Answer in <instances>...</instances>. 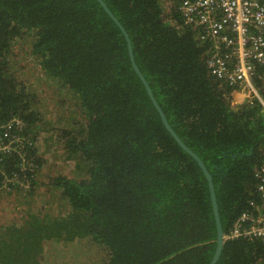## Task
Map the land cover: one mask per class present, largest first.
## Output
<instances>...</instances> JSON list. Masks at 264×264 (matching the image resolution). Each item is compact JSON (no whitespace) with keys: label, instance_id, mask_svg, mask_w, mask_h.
Returning a JSON list of instances; mask_svg holds the SVG:
<instances>
[{"label":"trees","instance_id":"1","mask_svg":"<svg viewBox=\"0 0 264 264\" xmlns=\"http://www.w3.org/2000/svg\"><path fill=\"white\" fill-rule=\"evenodd\" d=\"M103 1L127 32L168 123L212 175L227 235L258 199L263 105L253 94L232 104L236 88L209 73L211 41L202 37V27L186 22L182 0H168L167 10L163 0ZM24 37L31 38L30 54L41 73L66 90L82 113L77 129L62 128L55 138L81 171L47 183L38 179L45 160L35 141L49 129L41 124L38 94L13 71V48ZM257 73L255 88L264 98L263 69ZM7 125L28 140L20 152H0V170L17 175L12 188L28 208L9 229L13 242L0 248V264L10 263L5 255L15 264H41L43 243L56 239L55 227L65 243L88 239L96 245L105 253L103 264L210 263L217 231L207 179L164 127L131 65L122 31L97 0H0L4 142ZM46 184V202L59 199L64 213L31 207V197ZM216 264H264V243L225 238Z\"/></svg>","mask_w":264,"mask_h":264},{"label":"built area","instance_id":"2","mask_svg":"<svg viewBox=\"0 0 264 264\" xmlns=\"http://www.w3.org/2000/svg\"><path fill=\"white\" fill-rule=\"evenodd\" d=\"M182 9L186 22L202 27V37L211 41L212 50L206 61L209 73L235 87L232 94L245 95L246 99L253 94L264 107L254 84L257 67L263 69L264 81V1L182 0ZM14 122L20 125V121ZM10 125L3 127L6 142L0 137V152H20L28 140L11 132ZM0 175V190L11 191L18 182L17 175L8 176L4 170H0ZM255 177L258 199L249 202L251 209L242 213L224 238H249L264 243V164L255 171Z\"/></svg>","mask_w":264,"mask_h":264},{"label":"rangeland","instance_id":"3","mask_svg":"<svg viewBox=\"0 0 264 264\" xmlns=\"http://www.w3.org/2000/svg\"><path fill=\"white\" fill-rule=\"evenodd\" d=\"M163 4L167 10L169 6L168 0H163ZM31 38L24 37L19 40L13 48V71L20 81L26 85H30L32 91L38 94L40 104L38 109L42 121L45 122L48 132L41 131L36 138L35 143L39 145L38 154L43 156L45 163L38 173V179L41 183H47L53 176L67 175L73 176L74 168L80 172L71 160L66 159L63 141L56 143V134L61 133L62 128H78L82 123V113L71 95L62 89L55 82L45 77L39 70V66L35 63L34 58L30 54ZM264 100V98H263ZM52 135L53 138H50ZM48 184L40 185L36 194L31 197V207L43 209L47 207V212L53 213L55 216L64 213V207L60 206L61 201L52 198L47 203L49 197ZM50 192V191H49ZM12 189L8 194L0 195V210L6 221L11 218L16 219L18 225L22 221V213L28 208L22 205L19 195ZM59 208L63 211L60 212ZM15 216H8L13 214ZM5 222V221H4ZM56 235V239H47L43 243V251L41 254V264H103L105 253L102 252L88 239L82 241H74L65 243L59 239L60 229L55 227L52 230ZM60 240V241H59ZM4 261L9 264H15L8 255H5ZM22 264V263H20Z\"/></svg>","mask_w":264,"mask_h":264},{"label":"water","instance_id":"4","mask_svg":"<svg viewBox=\"0 0 264 264\" xmlns=\"http://www.w3.org/2000/svg\"><path fill=\"white\" fill-rule=\"evenodd\" d=\"M97 1L102 6L104 11L113 19V21L116 23V25L122 31V33L126 39V42H127L128 54H129L131 65H132L134 71L136 72V74L138 75V77L140 78L141 82L143 83V85L146 89L147 95H148L149 99L151 100L153 106L157 110L158 115H159L164 127L171 134V136L177 142V144L196 161V163L201 168V170L203 171V173L207 179L209 193H210V199H211V205H212V209H213V215H214L216 231H217L216 247H215L214 253L212 255V258H211L209 264H216V262L219 258L220 252H221V248H222L223 243H224V232L222 230V226H221V222H220V216H219L218 205H217V201H216L214 185H213V181H212V175L208 172V170H207L204 162L202 161V159L181 140V138L176 134V132L173 130V128L168 123V120H167L162 108L160 107V105L156 101L148 82L146 81V79L142 75L141 71L139 70V68H138V66L134 60L132 49H131V44H130V39L128 37L127 32L125 31L123 26L120 24L118 19L113 15V13L107 7V5L104 3V1L103 0H97Z\"/></svg>","mask_w":264,"mask_h":264},{"label":"crops","instance_id":"5","mask_svg":"<svg viewBox=\"0 0 264 264\" xmlns=\"http://www.w3.org/2000/svg\"><path fill=\"white\" fill-rule=\"evenodd\" d=\"M246 99L245 95H240V94H232V104H238L241 103ZM4 194V193H1ZM8 194V193H6ZM2 210H0V248L6 244V243H12V235H13V230H9L11 228H16L18 226V222H16V219L11 218L9 221H6L5 218L2 215ZM8 216H15V212L13 214H8ZM5 221V222H4ZM6 230V232L4 231ZM8 230L10 232H8ZM10 237V238H9Z\"/></svg>","mask_w":264,"mask_h":264},{"label":"clouds","instance_id":"6","mask_svg":"<svg viewBox=\"0 0 264 264\" xmlns=\"http://www.w3.org/2000/svg\"><path fill=\"white\" fill-rule=\"evenodd\" d=\"M225 239V238H224Z\"/></svg>","mask_w":264,"mask_h":264}]
</instances>
